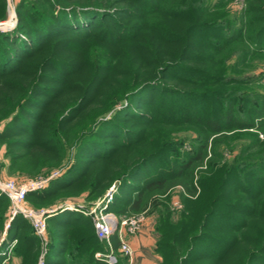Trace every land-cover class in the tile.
<instances>
[{
	"label": "trees",
	"instance_id": "1",
	"mask_svg": "<svg viewBox=\"0 0 264 264\" xmlns=\"http://www.w3.org/2000/svg\"><path fill=\"white\" fill-rule=\"evenodd\" d=\"M153 1L21 0L16 6L17 27L10 32L0 33V125H5L0 133V141H7L9 170L18 168L19 171L32 175L34 161L43 160L47 152H52L59 146L57 134H62L61 129L68 130V134L66 132L63 135L70 136L65 138L66 150L75 151L76 160L69 169H63L66 171L63 175L53 179L47 188L28 194L27 201L36 209L44 205L48 207L56 196L66 192L77 193L76 195L87 193L90 202L100 200L111 186L110 172L119 162L125 163L123 160H126V151L130 147L142 143L135 132L118 127L117 122L123 117H134L138 122H143L141 116L144 114L138 113L136 107L143 104L154 108L153 93L160 92L165 98L173 96L174 101L180 100L187 105L191 102L190 105L194 107L204 102L210 104L213 100L210 96L213 94V98L224 101L222 103H225L226 108L223 112L216 110L208 116L194 118L191 111L180 115L171 109H166L168 113L163 118V110L157 109L156 116L160 119L147 117L145 122L148 121V126H157L159 122L168 128L191 125V129H194L197 126L204 133L203 142L197 140V150L184 155V158L174 156L175 163L163 170L160 176L137 181L138 172L146 168L148 161H142L123 173L119 177L120 185L117 187L114 203L109 208L118 217L129 211L136 214L143 212L149 197L166 194L176 184L190 193L197 192L193 171L204 162L207 154L205 147L210 139L214 143L228 139L230 137L224 133L236 129L264 130V102L257 107H248V113L244 115L249 118L239 119L236 104L238 100H241L240 105L243 104L244 98L241 96L233 94L226 101L222 90L208 94L204 90L198 92L197 89L187 87L168 89L161 83L163 76L176 75V71H180L190 75V78L184 80L190 88L203 76L225 85L231 77L228 72L219 74L216 70L209 73L205 69L185 65L184 62H196L195 58L189 56L195 45L202 50L223 52L229 46L243 42L252 44L255 51L264 53V0H247L246 13L251 18L241 27L229 15L209 20L212 16L225 14L222 2L212 5L211 0H158V4ZM8 10V0H0V20L7 17ZM118 11L122 13H117ZM155 13L157 15H153ZM117 17L140 19L135 24L126 25ZM99 23L103 26H99ZM198 38L206 40V43H200L196 40ZM75 46L79 47L77 51ZM56 47L59 50H55ZM63 48L76 51L75 57L69 61H61L58 56ZM244 53L248 56L249 49H245ZM216 63L220 65L219 59H216ZM52 70L58 75H50ZM193 76L197 81L191 79ZM68 78L73 79L69 85ZM241 81V84L250 82L244 78ZM207 97L210 98L208 101ZM250 100L249 98L248 101ZM122 102V108L105 119ZM59 108L64 110L59 113ZM88 113L92 114L91 119L87 118ZM47 115L50 117H46ZM51 119L54 120L53 123ZM85 120L87 123L84 125L91 123V126L82 131ZM255 120L260 124L255 125ZM152 131H155L152 127L145 129V133ZM251 136L264 153V142L256 135ZM26 137L30 139H24ZM118 139H121L119 145L116 143ZM173 143L172 140H167L169 146L165 154L168 151L170 155L175 154L173 147L176 144ZM18 147L28 153L18 155L15 152ZM213 149L215 154L216 145ZM58 152L60 153L56 155L55 161L60 164L62 151ZM245 172L251 180H256L258 175L264 184V158L257 166H251ZM232 174L238 180L236 186L240 193L245 187L239 183L246 185L242 182L244 173L235 167ZM204 180L203 183L199 181L202 187ZM84 186L86 187L83 188ZM125 191H132L136 199L125 197ZM220 200L213 202L217 204ZM9 204V199L0 193V236ZM231 208L240 215H256L254 212L248 214L238 208ZM61 210L62 207L58 208L47 220L49 249L45 264H104L95 255L105 251L106 247L108 249V245L97 238L92 218L80 212ZM215 211L206 216L208 224L205 225V231L210 227L209 223L214 216L218 217L222 228L227 226L224 225L226 220L223 212ZM250 218L247 217L240 223L230 220L228 225L233 228L242 226L246 230L249 224L247 220ZM256 224L262 229L261 237L264 236V222L256 220L254 225ZM220 231L223 230L219 229L217 232ZM261 237L256 238L258 242L249 241L252 239L244 241L240 250L254 251L252 255L255 256L260 242H263L261 249L264 248ZM190 239L192 242H204L207 239V245L215 248L214 252L196 254L197 248L192 247L189 259H181L179 248L167 244L164 247L171 251L169 264H187L204 259L212 261L210 264H237L244 257L239 260L229 257L237 245L235 238L233 241L220 242L217 237L203 239L200 235H193ZM14 240L18 241L14 252L21 258V264H36L40 242L31 223L21 216L15 217L10 224L7 237L0 246V260ZM111 242L113 249L117 251L120 247L118 232L112 235ZM120 261L119 259V264ZM246 264H264V257L261 256L260 261L254 257L252 262L248 261Z\"/></svg>",
	"mask_w": 264,
	"mask_h": 264
},
{
	"label": "rangeland",
	"instance_id": "2",
	"mask_svg": "<svg viewBox=\"0 0 264 264\" xmlns=\"http://www.w3.org/2000/svg\"><path fill=\"white\" fill-rule=\"evenodd\" d=\"M20 1L21 0H8L9 10L7 12V17L4 20L9 17V14L11 13L13 7H15L16 10V6ZM133 1L137 3L136 1L139 0ZM153 2L154 4H158V0H154ZM211 2L212 5H217L218 3L222 2L224 4L222 10H224L225 14H218L214 17L212 16L209 20H212L215 17L219 18L224 15H229L236 22L237 26L241 27L243 25L245 26L249 18H251L250 14L246 13V10L248 8L247 0H211ZM117 13L122 12L118 11ZM146 15L148 16V14ZM153 15H157V13ZM117 18L118 20L123 21V23H125L126 25L135 24L137 23V20L140 19L123 17ZM99 26H103V24H100ZM196 40L200 43H206V40L203 41L202 38H198ZM66 46L67 45H64V47ZM75 48V50L77 51L79 47L75 46ZM241 48H243V51L241 50ZM247 48L249 49L248 56H246V54L244 53L245 49L247 50ZM54 49L59 50V47H56ZM76 51L71 52L63 48L62 53L58 57L59 59H61V61H69L75 57L74 53ZM189 56H191V58H195L196 62L186 61L184 62L185 65L199 67L201 68V70L205 69V71L209 73L210 71L214 73L216 70V73L219 74L228 72V75L231 76L229 78V81L227 79L226 81L228 82H226L225 85H220L219 81L215 82L209 77L203 76L201 80L197 81L193 76L191 79H195L197 82H195V86H192L190 88L187 86L186 81H184L190 78V75H188L186 72L176 71V75H170L169 77L165 75L163 76V80H161V83L167 86L168 89H172L175 87H187L189 89H197L198 92L205 91L208 92V94L211 93V91L222 90V93L224 94V96H226V101L228 100V98H231L233 94H235V96L237 97L241 96L242 98H244L242 104L244 106L240 105L241 100H238V103L236 104L238 111L237 117L239 119L249 118L248 116L244 115L245 113H248V107H257V105L260 106L262 105V102H264V53H260L257 50L255 51L254 46L252 44L249 45L242 42L240 43V45L229 46V48L223 52H215L211 49L202 50L201 48L195 45V48H192ZM215 58L217 60L219 59L220 65L216 63ZM202 61L204 62L200 63ZM49 73L50 75H58L55 70H52ZM242 78H244L245 81L250 82H245L246 84H241L240 82H243L241 81ZM72 80V78H68L67 85H69ZM152 95L154 96L155 101L154 108L147 107L143 104H138V106L136 107V111H138V113L144 114V116H141V118L144 119L143 122L139 121V123L138 120H135L134 117V119L132 117H123L117 122L118 127L127 128L128 130H132L133 132H135L138 138L142 139V143L130 147L129 150L126 151V160H123V162L125 163L119 162L117 164V167H115L114 170L110 172V176H112V183L110 184L111 186L109 187L108 191L104 194V196L100 200L90 202L88 201L87 193L76 195L77 193L69 194V192H66L65 194H60L56 196L54 201L51 204H48V207H45L44 205V207L40 209L57 210L58 208L62 207L61 211L67 209L83 213L84 211L91 210L92 208L96 207V205L105 198V196L112 187H115L116 190L115 193H113L115 197L117 193V187L118 185H120L119 177H121L123 173H126L127 171L131 170L138 163L142 161L149 162L145 169L142 168L140 172H138L139 174L137 176V181L140 182L139 180L141 179H151L157 175H162L163 170L169 168L175 163L174 156L184 158V155L194 153L198 148L197 140L203 142L202 134L204 133L201 132L200 128L194 126V130L191 129L193 128L191 125H189V127L186 125H177L175 127L168 128L163 125L162 122H159L157 126H148V121L145 122V120H148V116L155 117V119L159 118L158 116H156L157 109L159 111L163 110V118L168 113L166 109H171L175 111V114L180 115H185L188 111H191L193 113L192 116L194 118V116H208L210 113H213L216 110H218L219 112H223L226 108L225 103H222L224 101L220 102L219 98H213L215 97L213 94L210 96L213 99L210 104L209 102H204L198 105L197 107L190 105L191 102H189L188 105L187 103L181 102L180 100L176 102L173 100V96H170V98H165V96L161 95L160 92L153 93ZM187 95L191 96V94ZM249 98L251 99L250 102L248 101ZM209 99L210 98L207 97L206 101H208ZM122 104L123 102L118 104L111 112H109L105 116V119H109L111 115L115 112V110L122 108ZM58 110L60 111L59 113H61L64 108H59ZM46 117L50 116L47 115ZM87 118L91 119L92 114L88 113ZM46 122L48 121H45V123ZM51 122L53 123L54 120L51 119ZM85 123H87L86 120L83 125ZM254 123L255 125L260 124V122L257 120H255ZM90 124L91 123H89L87 126H82V131L87 130ZM4 126V123L0 125V133L3 132ZM151 127L155 131H152V133H145V129ZM61 131L62 134H59V132L57 134V137L59 136L57 139L61 145L59 144L57 149L55 147L54 151L47 152L43 160H39L38 162L34 161V173L32 175H29V173L25 174L19 171L18 168L14 171L9 170L10 160L7 156V141H0L1 176L9 179H14L18 182H25L42 178H49L54 175V173L59 171H62V173L64 174L66 171L63 169H69L74 164L76 158L75 151H73L72 149L66 150V139L70 136H65L63 134L67 132V135L68 130L61 129ZM224 134H226L230 138L225 140L223 139L221 141L219 140L216 143L212 141L213 139L209 140L207 146L205 147L207 154L204 159V162L194 168L193 182L194 185H196L197 187V192L190 193L183 186L176 184L171 187L166 192V194H155L149 197L146 208L143 212L139 214L133 213L132 211H129L126 214H122L121 217H118L115 214L116 217L119 219L124 217L135 216H143L145 219L138 233L134 235H128L134 239V244H131L129 242V244L134 250L132 264H169L171 261L169 257L171 251L168 249V247H164L167 244H171L179 248L181 259H189L188 254L192 247L197 248L196 254L214 252L215 248H211L210 245H207L206 238L209 237H217L220 242L222 240L229 242L236 239L235 243L237 245L235 246L234 251L229 254V257L232 260H239V258L244 256L242 262L239 263L237 261V264H246V262L248 261L252 262V258L254 257L255 260L259 258L260 261L261 256L264 257V248L261 249L263 242H260L259 249H261V252L259 249L257 251L255 250V256L252 255L254 251L242 252V250H240L244 241L252 239L249 241L258 242L259 240L256 238L261 237L262 234L261 227H259L257 224H254L256 220L264 222V186H261L264 184L262 183L258 175L256 177V180H251L250 178H248L249 175H247L245 171H248V168L251 166H257L259 161L264 158V153L262 152L261 147L258 144H255V142L253 141L254 138L253 136H251L256 135L258 136V139L261 142H264V130L262 131L256 129H236L232 132H226ZM234 134L239 135L235 136ZM167 137H169L170 139H168ZM165 138L169 142L172 140L174 142L173 144H176V146L173 147V152L175 154L170 155L169 151L168 153L166 152L167 154H165V151L169 146L167 145V140ZM24 139L29 140L30 138L26 137ZM120 141L121 139H118L116 143H118L119 145ZM214 145H216L215 154L213 149ZM58 150L62 151L60 154V157L62 158L60 164L55 161L57 159L58 154L60 153L58 152ZM15 152L18 153V155L28 153L27 150L19 147L16 148ZM235 167L244 173L242 175V182H244L246 185L239 183L240 185L245 187L244 190L241 189L242 191H240V193L238 192L239 189H237L238 186H236L238 180L237 178L235 179L234 175L232 174V170ZM203 180L205 183L202 184V187L200 186L199 181L202 182ZM86 186H84L83 188H85ZM124 196L128 199H136V195L132 191H125ZM114 199L115 198H113L111 205L114 203ZM217 199H221L220 203L215 204L216 202L213 201H217ZM28 204L32 206L29 201ZM231 207L238 208L239 211L243 210L245 211V213L248 214L254 212L256 213V215L252 217L250 215H240L238 212H235ZM9 208L10 204L7 207L4 217V227L0 236V246L4 239L7 237L10 224L14 220L10 219ZM214 210H219L220 212L217 211L218 213L223 212L224 218L226 220V222H224V225L227 226L222 228L221 224L219 223L218 217L214 216L212 217L211 222L209 223L210 227L206 230V234L205 225L208 224L206 222V216L209 213L213 214ZM247 217L251 218L247 220L249 224L247 225L246 230L245 227L242 226L233 228L228 225V222L230 220H233V223H240L244 222ZM219 229H222L223 231L217 232ZM145 235L150 236L154 239V244L153 247L150 249V252L146 251L147 246H144L143 244V238L145 237ZM193 235H200V237L206 239V241L198 242L199 240H195V242H192L190 237ZM260 239L261 241H263L264 236H262ZM17 243L18 241L14 240L12 243L9 244L6 253L3 254L5 256H3L0 260V264H21V258L18 257L17 253L14 252ZM159 245H161V250H159ZM119 248L117 249V251L114 250V256L118 258V261L119 259L121 260V264H130V262H128V260L123 256V254L119 252ZM48 249V244L45 247L40 245L36 264H39V262L42 260V257L43 264H45L44 261ZM220 249L222 250L223 248ZM98 253H109V249H107L106 247L105 251ZM96 255L95 258L98 260ZM210 263H212V261L204 259L200 262L190 261L187 264ZM104 264L108 263H106L105 261Z\"/></svg>",
	"mask_w": 264,
	"mask_h": 264
},
{
	"label": "built area",
	"instance_id": "3",
	"mask_svg": "<svg viewBox=\"0 0 264 264\" xmlns=\"http://www.w3.org/2000/svg\"><path fill=\"white\" fill-rule=\"evenodd\" d=\"M17 23L16 10L15 7H13L9 17L6 20L0 21V33H7L14 30L17 27ZM61 174L62 171H59L49 178L25 182H18L14 179L5 178L0 174V193L9 199L10 219L13 220L15 217L21 216L28 220L33 226L40 245L43 247L48 244V217L56 211V209H36L28 204L27 196L31 192L41 191L47 188L51 181ZM115 191V187H112L105 198L101 200L96 207L84 211L83 214L92 218L97 238L108 245L109 253H98L96 255L98 260L102 262L106 261L108 264H119L118 258L114 256L115 252L111 242L112 235L118 232L120 239L119 252H121L128 262L132 264L134 250L127 241L126 235L138 233L145 219L143 216L124 217L119 219L114 213L109 211ZM39 264H43V257Z\"/></svg>",
	"mask_w": 264,
	"mask_h": 264
},
{
	"label": "crops",
	"instance_id": "4",
	"mask_svg": "<svg viewBox=\"0 0 264 264\" xmlns=\"http://www.w3.org/2000/svg\"><path fill=\"white\" fill-rule=\"evenodd\" d=\"M126 238L128 239V242H130L131 244H134L133 243V238H131L130 236L126 235ZM143 244L144 246H147V252H150V249L153 247V244H154V239L150 236H146L143 238ZM149 248V249H148ZM148 263V262H147ZM146 264V263H144Z\"/></svg>",
	"mask_w": 264,
	"mask_h": 264
}]
</instances>
